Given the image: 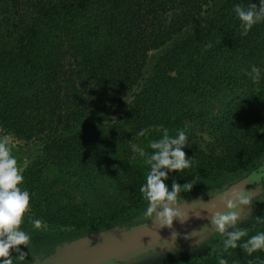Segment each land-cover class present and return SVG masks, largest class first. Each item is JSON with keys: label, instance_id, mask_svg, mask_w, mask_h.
<instances>
[{"label": "trees", "instance_id": "16d2710c", "mask_svg": "<svg viewBox=\"0 0 264 264\" xmlns=\"http://www.w3.org/2000/svg\"><path fill=\"white\" fill-rule=\"evenodd\" d=\"M259 3L0 0V130L37 144L43 160L92 200L85 208L117 215L124 205L105 187L137 189L162 129L175 138L185 124L212 119L218 129L209 136H226L249 116L241 112L264 87V21L243 35L234 6L258 11ZM212 106L219 113L208 118L203 111ZM253 153L257 164L264 146ZM37 193L30 198L41 212L64 219L44 186Z\"/></svg>", "mask_w": 264, "mask_h": 264}, {"label": "rangeland", "instance_id": "374dc122", "mask_svg": "<svg viewBox=\"0 0 264 264\" xmlns=\"http://www.w3.org/2000/svg\"><path fill=\"white\" fill-rule=\"evenodd\" d=\"M162 52L164 51L153 53L148 64L151 65ZM251 94L256 96V99H253V105L250 106L247 112H245L246 109L241 112V114L246 113L249 116H242L240 117L241 120L233 122V129L226 136L219 134H216V137L209 136V133L213 132L214 129L216 131L218 129L215 128L212 119H208L202 125L185 124L182 130L187 137L186 147L189 152H185V154L190 160V167L181 171L160 169L167 172V177L162 178L167 188L172 189L173 183H176L181 186L179 192L185 193L187 197L202 198L208 192L223 189L226 185L245 175L256 165L253 152L264 146V87L258 93L253 91ZM203 113L209 116L208 118L210 116L214 118L219 113V108L218 106H212L210 109L204 110ZM2 133L3 131L0 130V140L8 142V146L13 153L12 156L17 161V166L23 168L22 172L28 178L29 196L34 194L36 196L37 192L41 191V186H44L45 191H48L52 197V202L59 205L60 210L64 208L67 212L66 215H63L64 219L62 221L58 216L41 212L38 198H30L31 217H34V220L40 219L42 222L41 242H61L76 235L99 230L121 221H135L138 217L140 218V216L148 213L150 204L141 192V187L145 184L146 177L151 171V165L154 163L151 160L153 154H149V150L145 152L150 157L143 163L142 169L144 172L139 175L137 189L126 186L115 187L113 185L105 187L108 192L117 197L116 202L124 205L117 215H107L105 214L107 209L101 210L98 205L89 209L84 207L87 202L91 203L92 200L84 198L79 189L71 184L73 178L66 171L58 169L43 160L37 144L25 143L9 134ZM144 147L149 149L146 145ZM181 201L183 200L176 199L172 203L178 204ZM257 205L259 207H256V211L253 213L254 225H260L262 221V208L259 203ZM76 207L90 211L77 215L68 214L71 208L76 209ZM59 219L62 223L59 222ZM242 231L245 233V235H242L245 245L249 240L246 235L250 232L246 228ZM250 234L249 236H253ZM214 238L215 235L212 236L211 241ZM222 249L224 253L221 254L220 258H217L218 255L215 251H212L201 255V257L198 256L197 259H188L185 253L179 250H167L164 253L145 256L137 264H220L221 260L226 261V264H242L249 256L243 246L236 254H230V250L226 248V245Z\"/></svg>", "mask_w": 264, "mask_h": 264}, {"label": "clouds", "instance_id": "9594fccd", "mask_svg": "<svg viewBox=\"0 0 264 264\" xmlns=\"http://www.w3.org/2000/svg\"><path fill=\"white\" fill-rule=\"evenodd\" d=\"M234 12L241 22L243 29L242 34L247 35L253 25L264 21V0H260L259 9L257 5L250 4L245 10L239 5L234 6ZM253 82H258L260 71L255 66L252 67ZM145 131L140 132L144 135ZM164 135L159 141H152L150 147L154 149L151 160V171L146 177L145 184L141 187V192L149 201V211H152L158 202L174 201L181 186L173 183L172 191L169 192L162 178L167 177V172L160 169H168L170 171H181L190 167V160L183 151L187 146V137L183 130L173 138L168 135L167 129H162ZM135 147V146H134ZM137 151L142 150L137 148ZM23 181V176L17 166L16 159L11 154V148L7 141L0 140V264H12L10 250L20 251L21 245L27 247L29 244V236L20 230L24 214L29 210L30 196L28 191H22L18 185ZM240 202L248 204L247 196H242ZM157 215V222L160 226H171L175 216L180 215L178 211L165 206L162 212ZM238 219L236 212L226 214H216L212 223L217 230L223 232L225 225H233ZM35 227L40 228L42 222L34 221ZM245 235L243 231H236L229 234L228 240L225 242L231 248L237 247L236 241ZM175 236V234H174ZM244 250L251 255L257 250H264V232L258 233L250 237L245 245ZM23 252L20 253L23 256ZM220 264H226L221 260Z\"/></svg>", "mask_w": 264, "mask_h": 264}, {"label": "flooded vegetation", "instance_id": "af4514ba", "mask_svg": "<svg viewBox=\"0 0 264 264\" xmlns=\"http://www.w3.org/2000/svg\"><path fill=\"white\" fill-rule=\"evenodd\" d=\"M11 154L13 155L12 152ZM263 160H264V155L252 169H254ZM18 168L20 169L21 174L23 176V181L21 184L18 185V187L22 191L24 190L28 191V184H27L28 178L22 172L23 168L19 166ZM252 169H250L245 175L233 181L232 183H235L236 181L245 177L247 174L250 173ZM232 183L226 185L221 190L215 192H208L204 194L202 198H195L193 196L187 197L185 193L178 192L176 195V199L183 201H181L178 204H173L172 201L169 202L175 206L183 203L187 205H194L212 197L216 193L221 192ZM167 189L169 192L172 191V189L169 188ZM245 196H247V198L249 199L248 204L241 203L239 198L231 208H229L227 211L222 213V214H226L229 212H236L238 215V219L235 222V224L231 226L225 225V229L223 232L218 231L216 226L211 222L203 227H200L197 231H194L186 236L174 239L173 241L149 248H144L139 251L128 254L123 258L111 260L108 262H103L101 264H137V262L143 259V257L145 256H150L153 254L155 255L157 253H164V251L167 250H173V251L179 250L180 252L182 251L183 253H185L186 258L188 259H197L198 256L201 257V255H204L207 252L215 251V253L218 255L217 258H220L221 254L224 253L222 247L226 245L225 242L228 240L229 234L236 231H242L245 228L248 229L253 236L256 233L264 232V180L259 183V188L257 191ZM258 203L261 205L262 208V213H261L262 221L260 225H254L253 213L256 211V207H259V205H257ZM160 211H161L160 202H158L152 211H148L147 214L140 216V218L138 217V219H136L132 225L125 226V225L111 224L99 230L82 233L80 235H76L61 242L45 243V242H41V227L40 228L35 227L34 221L36 220H34V217H31V209H30V201H29V210L24 214L23 221L20 225V230L25 232L30 238L29 244L27 245V247L23 245L19 246L20 251H16L14 249L10 250V256L8 258L12 260V264H37L41 262L42 259H44L49 254H51L55 248H57L58 246L64 243L70 242L72 240L90 234L99 233L101 231L108 230L111 228H115L117 234L123 233L124 231H126L131 227L142 225L156 219L157 218L156 214L159 213ZM249 234L246 235L247 239H250V237H252L249 236ZM213 235H215V238L211 241ZM85 242L88 243L89 241H85ZM236 244L237 247L235 248H231L226 245V248L230 250L229 251L230 254H236L240 249H242V246L244 245L243 236H241L240 239L236 241ZM21 252L24 253L23 256L20 255ZM188 256L191 257L189 258ZM242 264H264V250H257L253 252L251 255L248 256V258Z\"/></svg>", "mask_w": 264, "mask_h": 264}, {"label": "water", "instance_id": "95a60500", "mask_svg": "<svg viewBox=\"0 0 264 264\" xmlns=\"http://www.w3.org/2000/svg\"><path fill=\"white\" fill-rule=\"evenodd\" d=\"M263 180L264 160L245 177L202 202L176 206L169 201L160 202V212L168 206L180 213L173 218L171 226H160L156 218L119 234L111 228L64 243L37 264H101L173 241L211 223L216 214L224 213L239 198L255 192Z\"/></svg>", "mask_w": 264, "mask_h": 264}]
</instances>
